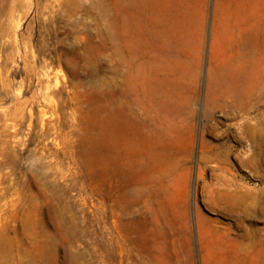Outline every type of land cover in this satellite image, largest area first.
<instances>
[{
    "label": "rangeland",
    "instance_id": "obj_1",
    "mask_svg": "<svg viewBox=\"0 0 264 264\" xmlns=\"http://www.w3.org/2000/svg\"><path fill=\"white\" fill-rule=\"evenodd\" d=\"M167 1L180 27L156 22L159 0L133 8L138 54L165 53L142 81L195 93L193 125L171 133L186 160L169 165L159 227L118 190L132 181L121 165L133 156V15L125 30L122 0H0V264H264V161H246L241 138L257 112L264 129V0H183L177 12ZM243 57L259 58L262 105L225 117L209 76L238 74ZM201 138L228 139L227 159L200 169Z\"/></svg>",
    "mask_w": 264,
    "mask_h": 264
},
{
    "label": "bare ground",
    "instance_id": "obj_2",
    "mask_svg": "<svg viewBox=\"0 0 264 264\" xmlns=\"http://www.w3.org/2000/svg\"><path fill=\"white\" fill-rule=\"evenodd\" d=\"M122 1L124 5L125 30L128 29L129 16L133 15V156L121 165L123 166L121 172L124 175L130 174L131 187L121 186L118 187V190L124 195L131 197V200L134 201L135 211H137L144 225L150 223L149 217L151 215L155 223L161 227L162 213L160 207L162 202L160 198L162 194L164 195L162 191L167 188L170 182L171 170L169 165L172 163L175 165L183 164L186 160L185 158L180 161L177 160L176 153L171 146V133L175 126L183 121L190 123L189 128L193 125L195 93L193 90L187 95L185 91H182L180 81H142L145 76L150 74L157 75L164 69L159 57L162 56L165 59V53L157 52V54L145 55L142 52L138 54L139 44L141 43L138 31L139 21L138 15L135 16L133 13V8L137 9L142 0ZM182 5L183 0H177L174 5L175 11H180ZM170 6L169 1L164 0L161 2L159 0L153 17L159 25H164L163 23L175 16L176 20L171 21L170 25L180 27L181 20L174 14L175 12L168 10ZM164 9H167L168 14H164ZM161 31L156 37H159L161 42H163L164 36ZM249 47L253 48V50L257 48L255 43H249ZM253 60H257V62L253 61L249 66L252 60L243 57L241 63L234 66L235 68L232 70L238 72V74L232 72L223 80L212 81L213 77L209 76V89L217 97L216 103L220 101L219 105L225 107V117H229L232 113L242 114L248 112L249 109L258 110L261 108V95L259 93L256 94L258 81L261 79V69L259 58L256 57ZM169 70L179 77L184 76V70L178 66L177 68H169ZM249 71L253 74L251 81L254 82L246 88L242 81L245 80V75ZM175 103L176 106L171 111L169 104L174 105ZM183 103L184 114H181ZM182 115L184 118H182ZM230 124L232 123L230 122ZM241 125V138L247 136L253 143L252 154L246 158V161L254 163L257 170H259L264 161L262 154L264 129L260 112H257L252 123L245 121ZM228 129L229 125L226 126L224 132L229 133ZM206 149L209 151L206 152ZM230 152L231 145L228 143V139H224L218 144H212L201 138L200 156L198 157L199 168L202 169L209 160H216L219 164L223 163ZM228 192L226 193L228 194ZM231 196L234 197L233 195L229 197ZM124 214L125 208L119 206L117 218L121 220Z\"/></svg>",
    "mask_w": 264,
    "mask_h": 264
}]
</instances>
